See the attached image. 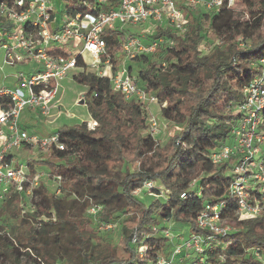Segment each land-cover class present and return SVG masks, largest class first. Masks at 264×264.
<instances>
[{
    "label": "trees",
    "instance_id": "trees-1",
    "mask_svg": "<svg viewBox=\"0 0 264 264\" xmlns=\"http://www.w3.org/2000/svg\"><path fill=\"white\" fill-rule=\"evenodd\" d=\"M237 1L244 6L247 20L225 8L210 14L189 12L187 30L173 37V48L160 47L151 56L136 58L140 85L165 102L161 118L182 129L164 145L144 134L146 113L140 105L113 92L107 79L86 70L74 77L88 87L83 99L99 127L94 131L84 125L60 127L66 150L53 151L43 162L63 176L69 196L85 192L102 204L97 225H121L122 253L107 244L105 254H89L91 236L86 228L91 219L81 212L71 213L75 201L65 205L42 189L38 212L48 214L54 209V222L37 227L24 219L16 195L0 206V264H21L23 256L40 264L28 250L42 264H58L61 258L74 264H156L170 259L179 238L193 234L211 237L202 264H264V210L255 219L238 221L236 198L229 192L233 161L214 164L209 159L227 142L242 100L240 88L260 74L259 60L264 56V0ZM118 34L116 30L103 33L111 55L119 47ZM239 38L249 46L241 47ZM218 40L222 44L214 45ZM211 46L208 52L201 50ZM78 65L83 67L80 58ZM147 180L163 192L159 197L147 196L144 202L132 192ZM206 205H223L220 219L234 231L219 236L198 228L196 217ZM170 222L183 224L186 234L172 231ZM1 223L8 224L14 235L2 233ZM65 230L71 235L66 241L49 236ZM166 231L171 236H165ZM60 251L64 253L59 255ZM190 254L171 264H191L201 257Z\"/></svg>",
    "mask_w": 264,
    "mask_h": 264
},
{
    "label": "built area",
    "instance_id": "built-area-1",
    "mask_svg": "<svg viewBox=\"0 0 264 264\" xmlns=\"http://www.w3.org/2000/svg\"><path fill=\"white\" fill-rule=\"evenodd\" d=\"M222 8L241 15L243 20L248 19L244 6L237 0H76L74 5L68 0L0 2V51L3 52L0 72L3 73L2 81L9 79L8 83L11 82V86L0 85V206L16 195L20 215L33 225L38 227L56 220L54 209L48 214L38 212V192L44 189L43 180L46 179L54 185L53 197L63 196V176L53 173L43 161L53 151L66 150V144L61 140L60 128L46 137L29 135L20 124V116L27 110L31 118L53 117V111L60 110L58 95L62 81L80 67L78 59L83 62L84 53L92 57L90 68L96 70L98 77L108 80L113 92L120 93L125 101L140 105L146 113L144 134L157 142L156 135L161 128L151 113L150 103L156 102L162 109L165 102L160 103L146 92L127 64L135 62L136 58L153 55L160 47L173 48V37L182 36L187 30L185 15L189 12L210 14ZM105 30L119 33V47L113 55L107 50ZM166 31L173 36H168ZM221 44V40L214 43ZM239 45L247 47L249 42L239 38ZM211 48L202 49L208 52ZM259 65L260 74L240 88L242 100L236 108L238 115L227 140L229 144L226 142L209 154L214 164L233 161L229 192L236 198L238 221L255 219L264 210V56ZM4 67L12 73L4 72ZM85 67L83 63L80 68ZM79 100L75 104H80L83 96ZM56 115L61 117L60 112ZM66 118L72 119L73 115H66ZM53 120L54 117L50 122ZM93 122L90 117L80 125L94 131ZM20 151L25 152V164L16 158ZM162 192V187L147 180L132 194L159 197ZM73 196L80 201L76 194ZM82 201H86L85 216L96 224L102 204L89 196ZM221 207L223 205H206L201 209L196 217L198 228L219 236L234 231L221 221ZM115 227L116 223H101L97 229L106 233ZM165 236L171 235L166 231ZM210 238L200 234L179 238L172 247L170 259H161L156 264L187 259L179 257L182 251L188 252L189 257L190 253L201 256L198 261L191 260V264H202ZM131 242H135L134 237ZM144 250L145 247H139L140 252ZM254 255L258 256L257 252Z\"/></svg>",
    "mask_w": 264,
    "mask_h": 264
},
{
    "label": "rangeland",
    "instance_id": "rangeland-1",
    "mask_svg": "<svg viewBox=\"0 0 264 264\" xmlns=\"http://www.w3.org/2000/svg\"><path fill=\"white\" fill-rule=\"evenodd\" d=\"M135 30H139V29H135ZM224 48H225V46L222 45L221 49L223 50ZM202 51L204 52L203 49H202ZM2 55H3V52L0 51V66H2ZM82 59H83L84 65L86 67L84 69L78 67L77 69L72 71L71 75L68 78H66L64 81H62V89L60 90L59 95H58L59 103L61 106H60V110L53 111L54 120L52 122H50V121L53 119V117L46 118V119L42 118V117H37V118L32 119L27 110H25L21 114L20 124L27 131V133L29 135H37L40 138L46 137V136H50L51 132L56 127L59 128V127H62L64 125H71V126L72 125H80L81 123L90 120V115L88 113L87 106L84 102V99H83V104H79V103L75 104V101L77 99L80 98V100H81V97L84 95V93L87 92L88 87L85 85L78 84L76 81H74V77H76L78 74L83 73L84 70H86V72L94 73L96 76H97V74H96L95 69L90 68V64L93 61L92 57L89 54L84 53L82 56ZM127 67H129L134 72V75L136 77H138V69H137V63L136 62H133V61L128 62ZM140 67H142V66L140 65ZM19 68L22 69L23 67H19ZM4 70H5L4 72H7V74L12 73L11 70L6 69L5 67H4ZM15 71H17V68L15 69ZM2 76H3V73L0 72V85L7 84V86H11V82L8 83L9 79L2 81ZM71 76H73V78ZM139 83L142 84L140 79H139ZM150 110H151V113L153 114V116L157 119V124L161 128L160 134L156 135V138L159 139V141H157L158 144L164 145L168 140L167 139L168 136L172 135V137H174L175 135L179 134L182 131V130L179 131V129H181V128H177V127L174 128L169 123L163 122V120L161 118L160 104H158L156 102H151L150 103ZM58 112H60V114H61V117H59V118L56 115V114H58ZM66 115H73V118L68 119V118H66ZM162 125H165L163 129H162ZM98 127H99V125L97 123V127L96 128L92 127V128H93V130H96ZM227 144H229V141H227ZM24 156H25V152L20 151L16 155V158L18 160H20L21 163L25 164ZM133 168H134V166H130L131 171L133 170ZM43 182L46 184V185L43 184V188L46 190V192H48L49 195H52L53 194L52 192L54 191L53 183L51 181H47L46 179L43 180ZM64 183H65V181H64ZM64 183H63V196L61 198H57V199H62V201L65 203V205H68L66 203L70 202V200L75 201L77 204L73 205V208L70 210L71 213L73 215H77V213L81 212L82 215L84 216L85 215L84 209H85L86 201H82V199H85V197H88L89 194L85 193V192L84 193L82 192L81 196L76 194L80 198V201H77L76 199H74L75 197L73 196V195H75V193H72L70 196L68 195V192L65 189ZM157 186H159V185L157 184ZM191 187L193 188V185H191ZM139 198L141 200H143L144 202H148V200H149L146 194H142L141 196H139ZM95 202H97V201H95ZM169 225L171 226L170 228H172L171 229L172 231L181 230V232H183V233L185 232V234L187 232L186 230H184V229H186V227L183 224L180 225V224L175 223V222L174 223L170 222V223H168V226ZM97 226H98L97 224L91 223V225L87 226V228H86L87 231L90 233V236H91L90 246L88 247V253L93 254L94 257H97L100 254H105L107 252V244L117 246V252L122 253V248L119 246L121 225L118 224V226H116L111 231H108L106 233H100L97 229ZM1 228H2V231H1L2 233L5 232L9 235H14L13 231L11 230V228L8 224L2 225V223H1ZM54 235H58L59 238H62L65 241L69 237H71L68 230H65L62 232H52L49 236L52 238ZM73 245H74V243H72V242L68 244V246L70 248L73 247ZM191 251L192 250H190L189 252H191ZM67 252H68V254L70 253L68 250H67ZM63 253H64L63 251H60L59 255H62ZM187 253L188 252L182 251L179 257L188 258L189 256ZM61 259L58 262V264H74V263L67 261L66 259H64V260H61ZM21 264H36V263L33 262L27 256H23Z\"/></svg>",
    "mask_w": 264,
    "mask_h": 264
},
{
    "label": "bare ground",
    "instance_id": "bare-ground-1",
    "mask_svg": "<svg viewBox=\"0 0 264 264\" xmlns=\"http://www.w3.org/2000/svg\"><path fill=\"white\" fill-rule=\"evenodd\" d=\"M91 126L94 128V126H95V122L91 123Z\"/></svg>",
    "mask_w": 264,
    "mask_h": 264
},
{
    "label": "water",
    "instance_id": "water-1",
    "mask_svg": "<svg viewBox=\"0 0 264 264\" xmlns=\"http://www.w3.org/2000/svg\"><path fill=\"white\" fill-rule=\"evenodd\" d=\"M80 104H83V100L80 101Z\"/></svg>",
    "mask_w": 264,
    "mask_h": 264
},
{
    "label": "crops",
    "instance_id": "crops-1",
    "mask_svg": "<svg viewBox=\"0 0 264 264\" xmlns=\"http://www.w3.org/2000/svg\"><path fill=\"white\" fill-rule=\"evenodd\" d=\"M3 85V84H2ZM33 119V118H32ZM56 128H58V127H56ZM60 128V127H59Z\"/></svg>",
    "mask_w": 264,
    "mask_h": 264
}]
</instances>
